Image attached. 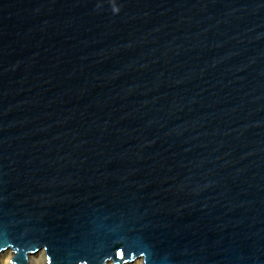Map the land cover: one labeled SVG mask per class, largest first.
<instances>
[{"label": "water", "instance_id": "1", "mask_svg": "<svg viewBox=\"0 0 264 264\" xmlns=\"http://www.w3.org/2000/svg\"><path fill=\"white\" fill-rule=\"evenodd\" d=\"M264 264V0H0V255Z\"/></svg>", "mask_w": 264, "mask_h": 264}, {"label": "bare ground", "instance_id": "2", "mask_svg": "<svg viewBox=\"0 0 264 264\" xmlns=\"http://www.w3.org/2000/svg\"><path fill=\"white\" fill-rule=\"evenodd\" d=\"M43 251V250H42ZM4 254H6V253H4ZM4 254H1L0 255V257H2ZM38 254V253H37ZM11 258H12V252H10L9 253V255H7V257H6V264H10V260H11ZM28 264H41V262L43 263V264H47L46 263V260H45V256H44V254L42 255V257H40V258H42V260L44 259V262L43 261H41V262H38L40 259L39 258H36V254H33V255H28ZM134 261H136V260H134ZM134 261H132V262H134ZM141 261V260H140ZM132 262H129V263H126V264H132ZM142 263V262H141ZM112 264V263H111Z\"/></svg>", "mask_w": 264, "mask_h": 264}, {"label": "rangeland", "instance_id": "3", "mask_svg": "<svg viewBox=\"0 0 264 264\" xmlns=\"http://www.w3.org/2000/svg\"><path fill=\"white\" fill-rule=\"evenodd\" d=\"M9 253H10V251H8L6 254H4L2 257H0V264H6V257H7V255H9ZM43 254H44V251H41L38 254H36V258L40 259L38 262H41V261L44 262V259L42 260V258H40V257H42ZM44 256H45V254H44ZM10 264H12V263H10ZM41 264H43V263L41 262ZM132 264H141V261L136 260V261L132 262Z\"/></svg>", "mask_w": 264, "mask_h": 264}, {"label": "clouds", "instance_id": "4", "mask_svg": "<svg viewBox=\"0 0 264 264\" xmlns=\"http://www.w3.org/2000/svg\"><path fill=\"white\" fill-rule=\"evenodd\" d=\"M11 263V262H10Z\"/></svg>", "mask_w": 264, "mask_h": 264}]
</instances>
